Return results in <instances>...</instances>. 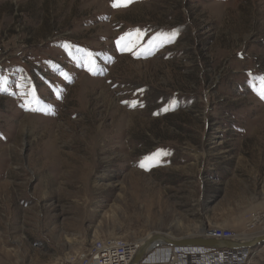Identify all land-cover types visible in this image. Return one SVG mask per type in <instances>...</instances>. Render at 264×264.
Here are the masks:
<instances>
[{"label":"rangeland","instance_id":"1","mask_svg":"<svg viewBox=\"0 0 264 264\" xmlns=\"http://www.w3.org/2000/svg\"><path fill=\"white\" fill-rule=\"evenodd\" d=\"M262 88L264 0H0V264L246 230Z\"/></svg>","mask_w":264,"mask_h":264},{"label":"built area","instance_id":"2","mask_svg":"<svg viewBox=\"0 0 264 264\" xmlns=\"http://www.w3.org/2000/svg\"><path fill=\"white\" fill-rule=\"evenodd\" d=\"M262 229L264 233V210L254 213L246 224L247 231ZM206 236L214 239H238L241 234L229 229L214 228ZM139 248V243H130L121 237L94 240L76 256L69 255L57 264H129ZM253 252L250 249L211 250L202 247H156L140 264H248Z\"/></svg>","mask_w":264,"mask_h":264},{"label":"water","instance_id":"3","mask_svg":"<svg viewBox=\"0 0 264 264\" xmlns=\"http://www.w3.org/2000/svg\"><path fill=\"white\" fill-rule=\"evenodd\" d=\"M159 243L167 245L168 247H202L211 250H237L245 248L253 250L258 248L259 246H264V234L254 238H247L246 240H220L207 237L202 234L198 237L190 236L180 239H174L166 237L163 234H155L139 246L129 264H140L143 258L148 255V253L152 251V249H155Z\"/></svg>","mask_w":264,"mask_h":264},{"label":"crops","instance_id":"4","mask_svg":"<svg viewBox=\"0 0 264 264\" xmlns=\"http://www.w3.org/2000/svg\"><path fill=\"white\" fill-rule=\"evenodd\" d=\"M259 207H261V205H258V206L254 205V207H252V211L253 210H257ZM259 210H257V211H259ZM223 225L225 227H221L220 226L219 228H224V229L228 228V229L237 230L241 234V237H243V238H254L255 236H260V235L264 234L263 230L260 229V228L256 229L255 231L246 232V230L244 228V220L241 221V220H239L237 218L234 221H229L228 220L225 223H223ZM142 243H143V241H140L139 246L142 245ZM262 247H264V246H259L258 248L253 249L251 251L255 255L257 252L264 251V248H262Z\"/></svg>","mask_w":264,"mask_h":264},{"label":"snow or ice","instance_id":"5","mask_svg":"<svg viewBox=\"0 0 264 264\" xmlns=\"http://www.w3.org/2000/svg\"><path fill=\"white\" fill-rule=\"evenodd\" d=\"M117 6H119L118 4H113V7H117ZM121 40H123V39H125L124 37H121L120 38ZM118 43H119V41H118ZM91 70V69H90ZM257 94L260 96V98L261 99H264V88H262L261 90H259L258 92H257ZM141 167H144V164H141L140 165Z\"/></svg>","mask_w":264,"mask_h":264},{"label":"bare ground","instance_id":"6","mask_svg":"<svg viewBox=\"0 0 264 264\" xmlns=\"http://www.w3.org/2000/svg\"><path fill=\"white\" fill-rule=\"evenodd\" d=\"M166 237H169V238H174V237H171V236H167V235H165ZM255 237H257V236H255ZM147 239H149V237H146L144 240H143V243L147 240ZM175 239V238H174ZM239 240H246L247 238H243V237H240V238H238ZM142 243V244H143ZM158 246L160 247V248H162V247H165V246H167V245H164V244H162V243H159L158 244ZM241 249H245V248H241ZM152 250H154V249H152Z\"/></svg>","mask_w":264,"mask_h":264},{"label":"trees","instance_id":"7","mask_svg":"<svg viewBox=\"0 0 264 264\" xmlns=\"http://www.w3.org/2000/svg\"><path fill=\"white\" fill-rule=\"evenodd\" d=\"M181 28L185 29L186 27L185 26H182ZM187 29H185L186 31ZM185 31H181L180 33H176L174 35H171L172 37L175 36V37H178V35H184L183 33H185ZM174 38V37H173ZM183 41V40H182ZM155 48H158V47H155Z\"/></svg>","mask_w":264,"mask_h":264}]
</instances>
